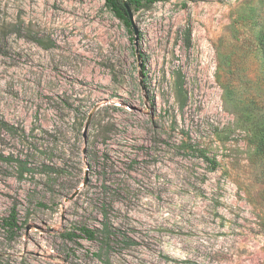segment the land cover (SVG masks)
<instances>
[{
    "label": "rangeland",
    "instance_id": "374dc122",
    "mask_svg": "<svg viewBox=\"0 0 264 264\" xmlns=\"http://www.w3.org/2000/svg\"><path fill=\"white\" fill-rule=\"evenodd\" d=\"M132 9L0 0V264H264V0Z\"/></svg>",
    "mask_w": 264,
    "mask_h": 264
},
{
    "label": "trees",
    "instance_id": "16d2710c",
    "mask_svg": "<svg viewBox=\"0 0 264 264\" xmlns=\"http://www.w3.org/2000/svg\"><path fill=\"white\" fill-rule=\"evenodd\" d=\"M105 1L106 4L111 8V10L120 20H122L128 27L132 26L127 9L124 4L125 0H105ZM127 1L132 7L133 6L139 7L143 4L154 3L157 0H127ZM260 44L264 51V25L260 34ZM181 106L182 107L185 106V100L182 102ZM2 124L4 126H9L8 123L5 121H3ZM252 124H253L251 125L252 127L249 128L252 134V141L256 144L257 151L259 153L264 154V116H259L256 120L253 121ZM203 157L211 163L212 162L214 164L217 163L216 161L210 159L206 155H203ZM2 224L7 231L12 232L13 234L17 232L20 226L18 224V217L15 209L11 211L8 217L3 218ZM83 230L88 235L89 238L94 237V233L92 231L88 229H83Z\"/></svg>",
    "mask_w": 264,
    "mask_h": 264
},
{
    "label": "water",
    "instance_id": "95a60500",
    "mask_svg": "<svg viewBox=\"0 0 264 264\" xmlns=\"http://www.w3.org/2000/svg\"><path fill=\"white\" fill-rule=\"evenodd\" d=\"M124 4H125V7H126V9H127V12H128L129 18H130V20H131V24H132V26H133L134 29H135V33L137 34V33H138V30H137L136 25H135V22H134V13H133L132 6L128 3L127 0L124 1Z\"/></svg>",
    "mask_w": 264,
    "mask_h": 264
}]
</instances>
